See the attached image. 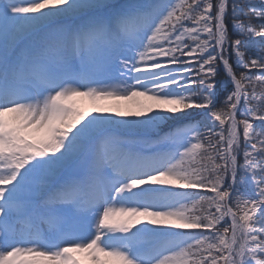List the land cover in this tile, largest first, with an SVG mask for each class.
Returning a JSON list of instances; mask_svg holds the SVG:
<instances>
[{
    "label": "snow or ice",
    "instance_id": "snow-or-ice-1",
    "mask_svg": "<svg viewBox=\"0 0 264 264\" xmlns=\"http://www.w3.org/2000/svg\"><path fill=\"white\" fill-rule=\"evenodd\" d=\"M78 256L264 264V0H0V264Z\"/></svg>",
    "mask_w": 264,
    "mask_h": 264
},
{
    "label": "bare ground",
    "instance_id": "bare-ground-1",
    "mask_svg": "<svg viewBox=\"0 0 264 264\" xmlns=\"http://www.w3.org/2000/svg\"><path fill=\"white\" fill-rule=\"evenodd\" d=\"M136 101H139L141 104L143 103H148L150 101H146L143 98H136V100H108V101H103L104 104L101 103L102 106L100 107H105L108 109H111L109 112H104L105 115H113L115 110L119 107L121 110H136ZM116 119H136L137 117L133 116H127V117H114ZM161 149H156V148H150V149H144L145 154H151L153 152H156ZM142 187H148V186H142ZM155 187H163L161 185H156ZM78 259H81L82 256H78ZM82 260V259H81ZM82 264H84L82 262Z\"/></svg>",
    "mask_w": 264,
    "mask_h": 264
},
{
    "label": "rangeland",
    "instance_id": "rangeland-1",
    "mask_svg": "<svg viewBox=\"0 0 264 264\" xmlns=\"http://www.w3.org/2000/svg\"><path fill=\"white\" fill-rule=\"evenodd\" d=\"M24 6H29V5L27 3H25ZM220 71H221L222 77H223V78L220 77V79L223 80L224 79L223 69L221 68ZM101 103L104 104L103 101H100V102H97V103L94 104L92 101H90V100H88L86 98H78L75 101V104H76L77 108L81 112H83L87 118H91V115H105V113H96V112L93 111V109L95 107L102 106ZM151 103L152 102L150 101V102L146 103V105L147 104H151ZM143 104H145V103H143ZM79 126H81V125H78V127ZM162 131H167V129L166 128L165 129H162ZM180 191H198V190H180ZM201 194H204V193H201ZM205 208H207V206ZM213 211H214V209H213ZM117 219H121V218L120 217H117ZM142 226H144V225L143 224L138 225V227H142ZM183 231H186L187 232V231H193V230H183ZM81 259H82V262L84 264H89V262L86 259H84L83 257Z\"/></svg>",
    "mask_w": 264,
    "mask_h": 264
},
{
    "label": "trees",
    "instance_id": "trees-1",
    "mask_svg": "<svg viewBox=\"0 0 264 264\" xmlns=\"http://www.w3.org/2000/svg\"><path fill=\"white\" fill-rule=\"evenodd\" d=\"M229 28H231V22L229 21ZM220 77H222V73H221V71H220ZM223 78V77H222ZM260 91H262V89L258 86L257 87V92L259 93ZM197 111H199V110H197ZM210 195V194H209ZM207 206V204H204V207H206Z\"/></svg>",
    "mask_w": 264,
    "mask_h": 264
}]
</instances>
